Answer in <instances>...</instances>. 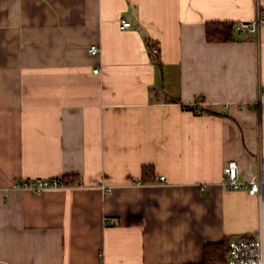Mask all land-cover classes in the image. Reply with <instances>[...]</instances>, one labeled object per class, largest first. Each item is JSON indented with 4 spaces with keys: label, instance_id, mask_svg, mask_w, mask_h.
I'll return each mask as SVG.
<instances>
[{
    "label": "crops",
    "instance_id": "crops-1",
    "mask_svg": "<svg viewBox=\"0 0 264 264\" xmlns=\"http://www.w3.org/2000/svg\"><path fill=\"white\" fill-rule=\"evenodd\" d=\"M256 8L0 0V264H199L206 245L257 238L264 199L222 179L231 160L242 180L264 167V24L207 38Z\"/></svg>",
    "mask_w": 264,
    "mask_h": 264
},
{
    "label": "built area",
    "instance_id": "built-area-1",
    "mask_svg": "<svg viewBox=\"0 0 264 264\" xmlns=\"http://www.w3.org/2000/svg\"><path fill=\"white\" fill-rule=\"evenodd\" d=\"M264 24V10L259 0H257L256 14L253 20L244 21L236 24L234 31L236 34H255L259 35L262 25ZM131 22L124 21L123 27L129 28ZM92 54L99 53V48L92 46L90 48ZM153 55L158 56L160 50L158 47L153 48ZM99 69H95L94 73L98 74ZM264 92L259 91L256 103L258 107L263 104ZM201 114V110L198 111ZM222 184L226 190L246 191L250 195L264 199V167L263 164L257 172H253L248 180H242L239 175V166L235 160H231L223 169ZM167 180L165 176L158 178V183L163 184ZM23 183L17 184L20 189H32L35 193H42L44 190L52 187H58L60 180L54 179L53 186L47 180L33 181L24 180ZM227 264H264V227L261 226L257 238L252 240L241 239L233 240L229 243V254Z\"/></svg>",
    "mask_w": 264,
    "mask_h": 264
},
{
    "label": "trees",
    "instance_id": "trees-1",
    "mask_svg": "<svg viewBox=\"0 0 264 264\" xmlns=\"http://www.w3.org/2000/svg\"><path fill=\"white\" fill-rule=\"evenodd\" d=\"M232 26H208L207 28V38L211 42H223L230 40L232 34L234 33V27ZM155 47V46H154ZM151 47V58L153 62L158 63L159 57L153 55V48ZM157 47V46H156ZM159 48V47H158ZM189 109H194V107H189ZM198 113V112H197ZM202 113V111H201ZM143 180L141 181L142 184H148V182L155 183L157 178L155 177L154 170L151 167H147L143 171ZM59 180V179H58ZM50 185L53 186L54 179L47 180ZM23 183V182H20ZM60 185L58 187H71L77 186L80 184L79 178L77 176L72 177H65L63 180H60ZM229 243L228 241H223L219 244H209L206 245L204 248L203 253V262L199 264H227L228 254H229Z\"/></svg>",
    "mask_w": 264,
    "mask_h": 264
},
{
    "label": "rangeland",
    "instance_id": "rangeland-1",
    "mask_svg": "<svg viewBox=\"0 0 264 264\" xmlns=\"http://www.w3.org/2000/svg\"><path fill=\"white\" fill-rule=\"evenodd\" d=\"M20 190H21V189H20ZM22 190L30 191V192H32V193L35 194V195H41V194L45 191V190H44L42 193H35V192H33L32 189H29V188H28V189H22ZM46 190H47V189H46Z\"/></svg>",
    "mask_w": 264,
    "mask_h": 264
}]
</instances>
